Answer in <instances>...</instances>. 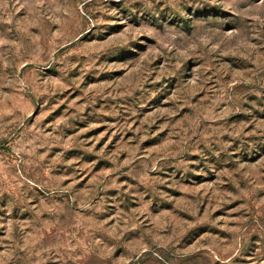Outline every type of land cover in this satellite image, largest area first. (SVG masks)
I'll list each match as a JSON object with an SVG mask.
<instances>
[{
    "label": "rangeland",
    "instance_id": "rangeland-1",
    "mask_svg": "<svg viewBox=\"0 0 264 264\" xmlns=\"http://www.w3.org/2000/svg\"><path fill=\"white\" fill-rule=\"evenodd\" d=\"M0 264H264V0H0Z\"/></svg>",
    "mask_w": 264,
    "mask_h": 264
}]
</instances>
